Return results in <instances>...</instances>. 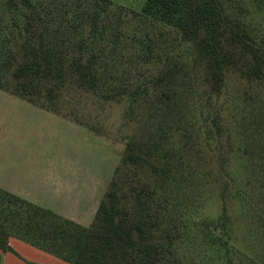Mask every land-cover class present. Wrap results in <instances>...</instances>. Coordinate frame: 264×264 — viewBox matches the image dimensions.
I'll return each instance as SVG.
<instances>
[{"label": "rangeland", "instance_id": "rangeland-1", "mask_svg": "<svg viewBox=\"0 0 264 264\" xmlns=\"http://www.w3.org/2000/svg\"><path fill=\"white\" fill-rule=\"evenodd\" d=\"M111 1L140 11L146 0ZM223 1L264 53V1ZM193 58L182 59L188 120L156 152L153 100L127 119L121 104L70 94L64 118L0 90V183L88 225L114 179L116 218L146 223L143 239L131 234L157 264H264V85L231 69L208 99Z\"/></svg>", "mask_w": 264, "mask_h": 264}, {"label": "trees", "instance_id": "trees-1", "mask_svg": "<svg viewBox=\"0 0 264 264\" xmlns=\"http://www.w3.org/2000/svg\"><path fill=\"white\" fill-rule=\"evenodd\" d=\"M229 12L223 0H146L140 11L111 0H0V89L64 118L70 94L121 104L127 119L153 100L156 152L159 137L188 120L183 58L200 63L208 99L221 93L227 70L264 85V53ZM110 185L88 225L0 189V250L12 252L16 238L68 264H157L155 249L131 234L143 239L146 223L116 218Z\"/></svg>", "mask_w": 264, "mask_h": 264}, {"label": "crops", "instance_id": "crops-1", "mask_svg": "<svg viewBox=\"0 0 264 264\" xmlns=\"http://www.w3.org/2000/svg\"><path fill=\"white\" fill-rule=\"evenodd\" d=\"M39 108H41V107H39ZM0 189L5 190L7 192H10L12 194H15L17 196H20L15 192V190L13 188H10L9 186L8 187L4 186L1 183H0ZM20 197H22V196H20ZM26 200H28V199H26ZM28 201H30V200H28ZM30 202H32V201H30ZM32 203H34L38 206H41L35 202H32ZM41 207H43V206H41ZM59 215H61V214H59ZM61 216L66 217V218L74 221L73 219H71L67 216H64V215H61ZM74 222H76V221H74ZM76 223H78V222H76ZM9 245L12 249V252H3L0 250V254L4 253L1 257L5 256V260H8V259L10 260L8 262V264H66L67 263V262L47 253V252H44L40 249H37V248H35V247H33V246H31V245H29V244H27L21 240L16 239V238H10L9 239ZM22 256L23 257L26 256L28 259H24V258L17 259L18 257L21 258ZM5 260L3 262H4V264H7L5 262Z\"/></svg>", "mask_w": 264, "mask_h": 264}]
</instances>
